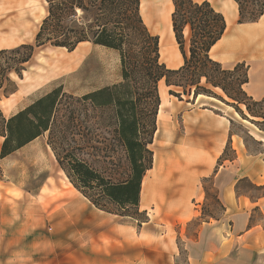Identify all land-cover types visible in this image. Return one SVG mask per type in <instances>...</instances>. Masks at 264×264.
<instances>
[{
    "label": "rangeland",
    "instance_id": "obj_1",
    "mask_svg": "<svg viewBox=\"0 0 264 264\" xmlns=\"http://www.w3.org/2000/svg\"><path fill=\"white\" fill-rule=\"evenodd\" d=\"M194 1H207L230 18L223 39L211 51L214 59L229 57L236 49L246 60L264 54L261 22L260 41L255 42L251 23L238 24V12L229 15L230 0ZM171 5V0H142V12L140 6L145 25L157 37L161 31L166 46L172 42L167 26ZM45 16L43 0H0V51L33 46ZM240 32L247 42L233 47ZM160 61L170 70L182 65L172 60L169 49ZM21 67L20 74L14 69L7 74L6 93L0 90L4 117L60 88L71 98L62 100L54 119L66 144L80 145V158L105 178L124 179L127 165L115 140L113 109L77 102L122 81L118 54L89 43L70 52L46 45L35 48ZM246 72L241 66L223 81L228 94L209 87L211 97L193 98L166 87L164 80L158 83L163 119L156 117L149 146L153 163L141 184L137 214L115 206L102 211L83 197L59 168L48 132L0 158V264H187L185 243L199 226L225 213L213 169L236 160L237 149L249 165H264V99L254 102L243 92ZM2 142L0 138V147ZM236 193L243 210L260 216L264 183L255 186L242 179Z\"/></svg>",
    "mask_w": 264,
    "mask_h": 264
},
{
    "label": "trees",
    "instance_id": "obj_2",
    "mask_svg": "<svg viewBox=\"0 0 264 264\" xmlns=\"http://www.w3.org/2000/svg\"><path fill=\"white\" fill-rule=\"evenodd\" d=\"M43 1L46 16L34 45L0 51V90L6 93L3 87L10 83L7 74L12 69L20 74L21 65L29 61L35 48L48 45L70 52L82 43H89L116 52L122 81L85 95L77 102L90 104L93 109H113L115 140L124 154L127 171L121 181L107 179L80 158V145L66 144L64 130L55 127L54 119L62 100L71 98L60 88L9 118L0 110V138L3 139L0 158L48 132V145L59 168L83 197L102 211L109 212L107 206H115L125 214H137L141 184L153 163L149 146L156 131L160 105L158 83L164 80L166 87L193 98L211 97L209 87L226 94L223 81L244 66L237 64L232 69H224L210 57L212 47L226 31L225 18L207 1L171 0V29L182 65L170 70L160 61L159 38L149 31L140 15V0ZM233 1L237 6L238 24L255 23L263 15L264 0ZM246 83L247 72L241 88ZM169 94L181 95L176 91Z\"/></svg>",
    "mask_w": 264,
    "mask_h": 264
},
{
    "label": "crops",
    "instance_id": "obj_3",
    "mask_svg": "<svg viewBox=\"0 0 264 264\" xmlns=\"http://www.w3.org/2000/svg\"><path fill=\"white\" fill-rule=\"evenodd\" d=\"M140 1L142 12V0ZM230 5L232 8L229 9V15L231 13L232 16H235L237 12L236 4L233 0H230ZM171 12L172 6L170 14ZM227 14L223 15L227 25L226 31L230 22ZM260 22L264 25V11L257 22L250 24L251 27H254L250 32L253 33L252 40L255 42L260 41L259 37L261 35L258 27ZM167 26L172 42L167 46L164 43L161 50L166 52L169 49L172 60L176 64L181 65L182 58L174 41L170 20H168ZM162 36L163 34L159 31L158 38L160 42ZM243 36V33L240 32L232 46L243 47L244 43L247 42ZM221 40L212 47L211 51ZM211 51V59L222 66L224 64L227 65V68H233L237 64H244L247 68V83L243 86L245 93L254 102L264 99V54L246 60L238 57L237 54L241 51L239 52L236 49L231 50L229 57L216 60L211 56ZM236 153V160L228 162V164L225 162V164L217 166V169H213L214 189L217 191L219 199L225 208V213L213 219L210 223L199 226L196 235L185 243L184 250L187 264H264V206L259 207L260 216L246 212V210L241 208V204H243L241 201L242 197L236 193L237 183L242 179L249 180L255 186L263 184L264 165H249L250 161L247 157L242 156L238 149Z\"/></svg>",
    "mask_w": 264,
    "mask_h": 264
},
{
    "label": "bare ground",
    "instance_id": "obj_4",
    "mask_svg": "<svg viewBox=\"0 0 264 264\" xmlns=\"http://www.w3.org/2000/svg\"><path fill=\"white\" fill-rule=\"evenodd\" d=\"M172 6V5H171ZM164 37L162 36V40H161V42H160V40H159V54H160V57L162 56V54L164 53L163 52V50H161V47H163L164 46ZM80 45H84V44H80ZM79 45V46H80ZM200 97V96H199ZM158 116L157 117H159V119L160 120H162L163 119V109H162V105H160L159 106V110H158V114H157ZM144 183L142 182V185H143Z\"/></svg>",
    "mask_w": 264,
    "mask_h": 264
}]
</instances>
